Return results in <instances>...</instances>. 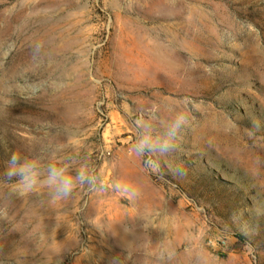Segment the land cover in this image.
Returning a JSON list of instances; mask_svg holds the SVG:
<instances>
[{
  "label": "rangeland",
  "instance_id": "rangeland-1",
  "mask_svg": "<svg viewBox=\"0 0 264 264\" xmlns=\"http://www.w3.org/2000/svg\"><path fill=\"white\" fill-rule=\"evenodd\" d=\"M185 98L182 174L152 173L134 120ZM14 152L87 158L101 186L18 196ZM0 207V264H264V0H0Z\"/></svg>",
  "mask_w": 264,
  "mask_h": 264
},
{
  "label": "clouds",
  "instance_id": "clouds-1",
  "mask_svg": "<svg viewBox=\"0 0 264 264\" xmlns=\"http://www.w3.org/2000/svg\"><path fill=\"white\" fill-rule=\"evenodd\" d=\"M204 70L211 72L208 67ZM192 103L187 98L183 99L179 106L169 109L172 115L163 119L162 123L159 108L142 112L134 120L136 136L131 142L129 155L142 157L144 168L157 175L164 174L162 165H166L174 175L182 174V165L174 164L168 158L179 150L184 130L192 126L190 112L185 110L191 109ZM254 128L256 132L261 130L259 121L254 122ZM3 178L11 185V191L21 197L35 192L38 187H44L52 202L69 198L77 187L99 190L102 180L92 163L78 155L50 158L45 163L39 156L28 157L15 152L6 162ZM114 187L130 202H135L139 197L138 189L131 185L117 181ZM7 216V208L0 207V221H6ZM231 219L230 228L234 227L246 236L254 233V225L243 219L242 212H234Z\"/></svg>",
  "mask_w": 264,
  "mask_h": 264
}]
</instances>
